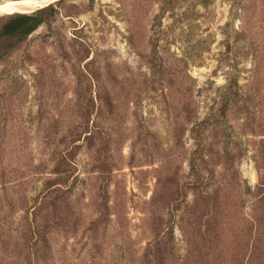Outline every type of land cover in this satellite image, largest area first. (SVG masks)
<instances>
[{
	"label": "rangeland",
	"instance_id": "obj_1",
	"mask_svg": "<svg viewBox=\"0 0 264 264\" xmlns=\"http://www.w3.org/2000/svg\"><path fill=\"white\" fill-rule=\"evenodd\" d=\"M243 1L50 3L0 58V264H250L264 0ZM87 109L94 142L72 149L68 202L34 234L30 207Z\"/></svg>",
	"mask_w": 264,
	"mask_h": 264
},
{
	"label": "trees",
	"instance_id": "obj_2",
	"mask_svg": "<svg viewBox=\"0 0 264 264\" xmlns=\"http://www.w3.org/2000/svg\"><path fill=\"white\" fill-rule=\"evenodd\" d=\"M58 1V0H57ZM208 1V0H207ZM230 1V13H245L248 10V4L243 0H229ZM54 5L48 4L44 7L38 8L30 13H14L8 15V18L0 24V58L8 53L16 45L20 44L28 35H30L45 19L43 15L48 11L53 10ZM261 22H264V3L261 5ZM241 30L240 32L242 33ZM250 52V51H249ZM248 52V53H249ZM253 56V53H251ZM261 60L254 59L253 67L259 70L261 68ZM236 87V78L228 75L227 79V93L223 95L224 106L228 103L230 97H233ZM224 112V108H223ZM88 109L86 118L83 122L75 127L72 138L67 145L72 146L60 152V156L54 163V168L49 172L50 176L47 177L39 199H35L32 203L31 220L32 233L35 234L37 229V218L44 215L48 224L50 220H54V214L58 210L61 203L68 202L69 192L73 186V179L70 178L74 172V165L71 161V151L74 148H78L79 142H94L95 127L93 124H89ZM68 147V146H67ZM54 176V177H51ZM257 188L264 189V182H261ZM52 212L51 219L48 217L49 212ZM44 212V213H43ZM54 222V221H53ZM251 223L253 227L252 239L250 245V264H264V197L263 193L256 198V204L254 205L253 215L251 217Z\"/></svg>",
	"mask_w": 264,
	"mask_h": 264
},
{
	"label": "bare ground",
	"instance_id": "obj_3",
	"mask_svg": "<svg viewBox=\"0 0 264 264\" xmlns=\"http://www.w3.org/2000/svg\"><path fill=\"white\" fill-rule=\"evenodd\" d=\"M56 0H0V15L29 13Z\"/></svg>",
	"mask_w": 264,
	"mask_h": 264
}]
</instances>
